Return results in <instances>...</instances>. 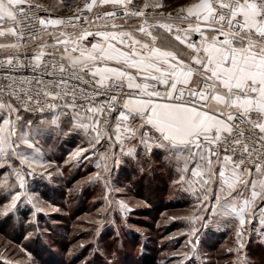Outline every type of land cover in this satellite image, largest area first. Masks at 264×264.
<instances>
[{"label": "snow or ice", "instance_id": "1", "mask_svg": "<svg viewBox=\"0 0 264 264\" xmlns=\"http://www.w3.org/2000/svg\"><path fill=\"white\" fill-rule=\"evenodd\" d=\"M72 2L73 15L52 18L40 14L55 4L0 0V168L10 169L0 215L43 211L28 177H50L51 162L37 147L42 129L20 113L48 112L89 137L69 161L89 160L104 139L121 152L136 141L171 154L176 183L196 197L193 213L176 218L188 225L189 251L210 210L235 223L239 252L257 210L264 230V0H187L171 11L164 0ZM100 159L90 179L109 189L108 161L119 160Z\"/></svg>", "mask_w": 264, "mask_h": 264}, {"label": "rangeland", "instance_id": "2", "mask_svg": "<svg viewBox=\"0 0 264 264\" xmlns=\"http://www.w3.org/2000/svg\"><path fill=\"white\" fill-rule=\"evenodd\" d=\"M20 115L42 129L36 143L51 162V176L28 177L43 211L33 217L31 205H22L15 214L0 215V264H177L190 250L182 234L188 225L176 218L193 213L196 197L176 183L178 163L171 154L157 148L149 152L136 141H126L121 152L119 144L108 149L104 139L85 154L89 160L69 161L68 154L89 139L75 121L60 116L53 124V114L31 117L22 109ZM129 148L133 155H127ZM105 151L119 160L108 161L105 178L111 190L103 180L90 179L101 171L96 165L103 163ZM7 171L0 168V178ZM5 199L0 193V202ZM121 201L127 214L119 208ZM198 227L195 254L189 251L184 264H261L234 249V223L228 218L206 210ZM220 231L227 234L222 242L209 241L214 238L207 235Z\"/></svg>", "mask_w": 264, "mask_h": 264}, {"label": "crops", "instance_id": "3", "mask_svg": "<svg viewBox=\"0 0 264 264\" xmlns=\"http://www.w3.org/2000/svg\"><path fill=\"white\" fill-rule=\"evenodd\" d=\"M41 2L43 4H45L46 6H51V5L55 4L56 5L55 9L54 10L50 9V11H53L55 13L72 12L74 7H75L72 0H41ZM77 2L82 4L83 0H77ZM142 2H143V0H134V3H137V4H142ZM186 2H187V0H164V3L166 4V8L164 9V11H171L174 8H178V7L182 6ZM67 30L71 31V29H67ZM44 39L51 42V39L48 36H45ZM29 49L31 50V46H29ZM180 166H182V165H180ZM210 204L213 206L214 201H212ZM235 228H236V225L234 223V232L236 233ZM249 233L254 238L250 239ZM249 239L251 240V243H253L255 241L264 242V230H262L261 226L259 225L258 210H257V219H255L253 221V223L248 226V230L246 231V233L243 237V241H245V247H247L246 243L247 242L249 243Z\"/></svg>", "mask_w": 264, "mask_h": 264}, {"label": "trees", "instance_id": "4", "mask_svg": "<svg viewBox=\"0 0 264 264\" xmlns=\"http://www.w3.org/2000/svg\"><path fill=\"white\" fill-rule=\"evenodd\" d=\"M230 232H228V234H230ZM209 235H207V237L214 238V239H209V241L214 240V243L216 242L218 244L222 242L223 238L226 237L227 234L223 236V233L220 231L217 234H214L212 237H211L212 234H209ZM233 235H234V249L236 250L237 249V238H236V233L234 232V229H233ZM249 237L250 239L254 238L252 237L250 233H249ZM250 239H249V243L248 242L246 243L247 247H245V241H244V247L240 249L239 252L244 253L249 258L253 257V258L259 259L261 264H264V242L255 241L251 243Z\"/></svg>", "mask_w": 264, "mask_h": 264}, {"label": "built area", "instance_id": "5", "mask_svg": "<svg viewBox=\"0 0 264 264\" xmlns=\"http://www.w3.org/2000/svg\"><path fill=\"white\" fill-rule=\"evenodd\" d=\"M40 15H42V16L50 15L52 18H56V17H68V16L73 15V11L72 12H68V13H55L53 11H50L49 13H43L42 12ZM27 51H28L29 54L31 53V50L29 48L27 49ZM25 113H27L31 117H37V116H41V115H52V113H48V112L40 113L38 111L37 112H25ZM61 116H64V115H61Z\"/></svg>", "mask_w": 264, "mask_h": 264}]
</instances>
